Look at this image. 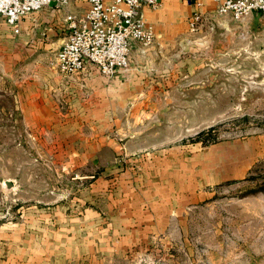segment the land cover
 <instances>
[{
  "label": "rangeland",
  "instance_id": "rangeland-1",
  "mask_svg": "<svg viewBox=\"0 0 264 264\" xmlns=\"http://www.w3.org/2000/svg\"><path fill=\"white\" fill-rule=\"evenodd\" d=\"M79 5L28 12L17 33L0 17V264H264V189L248 192L264 179L262 13L203 0L196 32L178 14L174 40L50 92Z\"/></svg>",
  "mask_w": 264,
  "mask_h": 264
},
{
  "label": "built area",
  "instance_id": "built-area-1",
  "mask_svg": "<svg viewBox=\"0 0 264 264\" xmlns=\"http://www.w3.org/2000/svg\"><path fill=\"white\" fill-rule=\"evenodd\" d=\"M194 10L186 20L187 31L198 30L202 12L198 10L203 0H190ZM51 2L62 7L68 0H0V17L12 33L19 30L22 16ZM81 14L68 13L65 16L67 33L55 51L49 64L61 76L79 72L87 61L103 74H111L118 68H125L132 43H138L140 50L149 46L154 31L145 21L139 8L142 4L157 8L161 0H84ZM219 15L240 19L252 10L264 16V0H211Z\"/></svg>",
  "mask_w": 264,
  "mask_h": 264
},
{
  "label": "crops",
  "instance_id": "crops-1",
  "mask_svg": "<svg viewBox=\"0 0 264 264\" xmlns=\"http://www.w3.org/2000/svg\"><path fill=\"white\" fill-rule=\"evenodd\" d=\"M71 1L75 2L76 4L77 3L80 4L79 7H81L82 5L86 6V3L84 2V0H82V2H80V1L77 2L75 0H71ZM204 3H205V0H204ZM70 5L67 6V8H66L67 11H70V12H73V11L77 12L78 11V9L76 7H74L73 5H71V6ZM46 6H48L49 8H52L56 12L61 10L58 8V6H55L54 4H49ZM179 7H180V9H179ZM193 8H194L193 3L190 0H161V4L157 9H155V10L150 9L148 6L142 4L139 8V11L142 14L143 18L145 19V21L148 22L149 24H151V26L153 28V31H154L153 42H157V43L162 42L163 43L165 41L174 40L175 34L178 32L177 27L171 26L169 24L171 19L174 16H177L178 14H181V15L185 14L186 16L187 15L189 16V13L191 12V10ZM183 10H184V13H183ZM60 12H58L56 14V16H61L62 14ZM81 13H79V14H81ZM186 20H187V18H186ZM185 29L187 30L186 26H185ZM138 48H139L138 43H132L130 46V49H132V51L138 50ZM48 64H49V62L45 64V68H44L45 74L42 77L40 84H43L45 89L50 91V92H52V91L59 92L60 89L66 88L68 90V92L75 93L74 95H79L78 92L80 93V81L81 80L85 81V74L89 73L93 69L91 64L86 61L84 63L83 68L78 72L79 75H77L78 73H75L73 75L61 76L60 74H58L55 71L54 68H52L50 66V64L49 65ZM32 65L37 69V66H39L38 60H34ZM121 69L122 68L116 69L114 71V73L115 72L119 73ZM34 83H37V81H35V79H32L31 81H26L25 86H23V89L25 90L29 86H33ZM69 90H71V91H69ZM26 96H27V92H26ZM41 106L43 107V109H47L44 105H41ZM48 108H49V110L47 111V113L50 112V109H52V107H48ZM56 109L57 108H55L54 110H56ZM34 110H36V108H34V106H32L31 108L27 109L26 111H28L30 113H34ZM41 111H45V110H42V108L39 107L38 108L39 115H40ZM30 118H32V117H30ZM38 121L41 123L44 122V120H38ZM42 126H44V125H42ZM85 139H87V138H85ZM100 143H101V145L98 148V152H96L94 157H98L100 154V151L103 149V142H100ZM93 153H95V152H93ZM93 153H90V154H93ZM81 154L84 155L83 153H81ZM101 154H102V151H101ZM107 167L108 166H106L104 168L108 169L110 166L108 168ZM125 172L127 173L128 171L123 170V171H120L119 174L123 177L125 175L123 173H125ZM90 175H92V174H90ZM101 179H102L101 181H103V178H101ZM121 181H124V180H121ZM124 186H126V184H124Z\"/></svg>",
  "mask_w": 264,
  "mask_h": 264
},
{
  "label": "trees",
  "instance_id": "trees-1",
  "mask_svg": "<svg viewBox=\"0 0 264 264\" xmlns=\"http://www.w3.org/2000/svg\"><path fill=\"white\" fill-rule=\"evenodd\" d=\"M209 128L212 129V127H209ZM211 129H209V130H211ZM202 133H203L202 130L197 132L196 138L200 137V135ZM211 135L214 137L215 134H211ZM263 189H264V179L262 180V182L260 184H257V186H255V188H252V189L248 190V192H254V191L263 190Z\"/></svg>",
  "mask_w": 264,
  "mask_h": 264
},
{
  "label": "water",
  "instance_id": "water-1",
  "mask_svg": "<svg viewBox=\"0 0 264 264\" xmlns=\"http://www.w3.org/2000/svg\"><path fill=\"white\" fill-rule=\"evenodd\" d=\"M50 4H53V2H51ZM5 181V184L7 185L8 184V180H4Z\"/></svg>",
  "mask_w": 264,
  "mask_h": 264
}]
</instances>
